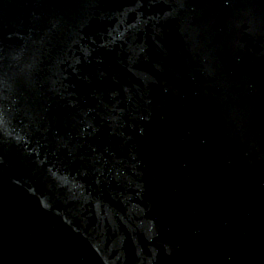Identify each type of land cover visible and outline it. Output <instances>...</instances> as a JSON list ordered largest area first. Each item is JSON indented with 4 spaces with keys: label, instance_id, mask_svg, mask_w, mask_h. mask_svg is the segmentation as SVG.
<instances>
[{
    "label": "water",
    "instance_id": "water-1",
    "mask_svg": "<svg viewBox=\"0 0 264 264\" xmlns=\"http://www.w3.org/2000/svg\"><path fill=\"white\" fill-rule=\"evenodd\" d=\"M0 215L264 264V0H0Z\"/></svg>",
    "mask_w": 264,
    "mask_h": 264
}]
</instances>
